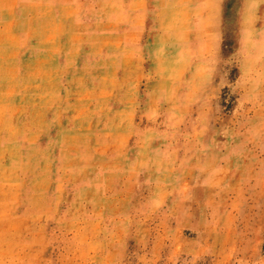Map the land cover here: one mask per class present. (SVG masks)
<instances>
[{
    "label": "rangeland",
    "instance_id": "1",
    "mask_svg": "<svg viewBox=\"0 0 264 264\" xmlns=\"http://www.w3.org/2000/svg\"><path fill=\"white\" fill-rule=\"evenodd\" d=\"M0 264H264V0H0Z\"/></svg>",
    "mask_w": 264,
    "mask_h": 264
}]
</instances>
